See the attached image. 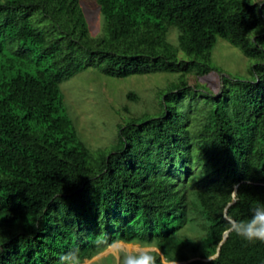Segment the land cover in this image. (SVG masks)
I'll return each instance as SVG.
<instances>
[{
    "label": "trees",
    "instance_id": "trees-1",
    "mask_svg": "<svg viewBox=\"0 0 264 264\" xmlns=\"http://www.w3.org/2000/svg\"><path fill=\"white\" fill-rule=\"evenodd\" d=\"M92 3L101 29L89 36L79 0H0V264H55L73 248L82 261L116 241L183 264H264V243L226 230L264 204V1ZM218 37L251 63L212 94L185 76L218 72ZM86 69L176 75L159 112L89 149L59 91Z\"/></svg>",
    "mask_w": 264,
    "mask_h": 264
},
{
    "label": "rangeland",
    "instance_id": "rangeland-1",
    "mask_svg": "<svg viewBox=\"0 0 264 264\" xmlns=\"http://www.w3.org/2000/svg\"><path fill=\"white\" fill-rule=\"evenodd\" d=\"M252 1L261 3L264 0ZM92 2L93 0H79V7L88 24L89 36L97 35L101 29L98 12ZM167 41L176 45L171 31L167 35ZM215 41L210 54V64L216 67L218 72L213 70L202 76H195L193 73L185 76L189 85H203L212 94L219 92L220 74L235 79L248 78L246 70L251 63L227 41L219 37ZM178 57L188 59L181 52ZM174 75L176 74L156 72L113 79L101 76L95 69L76 72L59 85L63 113L74 124L77 138L89 149L106 148L115 142L116 123L129 117L138 118L145 111L150 114L159 112L158 101L165 93L164 87L168 81L174 80ZM127 93L134 94L136 100H127ZM147 249H137V246L131 243L111 244L107 251L91 264H118L121 251H149Z\"/></svg>",
    "mask_w": 264,
    "mask_h": 264
},
{
    "label": "clouds",
    "instance_id": "clouds-1",
    "mask_svg": "<svg viewBox=\"0 0 264 264\" xmlns=\"http://www.w3.org/2000/svg\"><path fill=\"white\" fill-rule=\"evenodd\" d=\"M171 34L173 35L176 44L179 45L180 37L183 35L182 31L178 27H173V29L171 30ZM238 194H239L238 192L232 193V199L234 203L238 202ZM250 213H251L250 217L246 221L232 219L227 224L226 230L229 233H235V235L241 237L242 239H244L249 243H253L256 241L264 243V204H260L256 207L251 208ZM129 243H131L132 245H136L137 249L148 248L147 250L149 251L142 250L139 252H131V253L127 251H121L119 253L120 259L118 260V264H157V255H159L161 261L164 264H180V263L183 264L186 262V261L177 262L176 259L166 261L158 250L156 251L155 248L150 247L149 245L139 246L136 243H132V242ZM129 243H125L122 241L111 242L99 253L90 256L88 259L84 258L82 261H81L79 249L73 248L59 255V257L55 261V264H91L92 262L97 260V258L101 257L99 255L104 254V252L107 251V249L110 247L111 244L127 245ZM3 253H4V248L2 245H0V256H2Z\"/></svg>",
    "mask_w": 264,
    "mask_h": 264
},
{
    "label": "water",
    "instance_id": "water-1",
    "mask_svg": "<svg viewBox=\"0 0 264 264\" xmlns=\"http://www.w3.org/2000/svg\"><path fill=\"white\" fill-rule=\"evenodd\" d=\"M225 234V233H224ZM181 264V263H180Z\"/></svg>",
    "mask_w": 264,
    "mask_h": 264
}]
</instances>
